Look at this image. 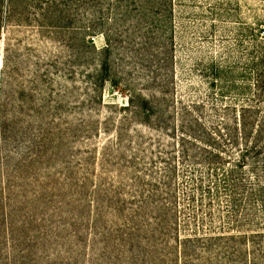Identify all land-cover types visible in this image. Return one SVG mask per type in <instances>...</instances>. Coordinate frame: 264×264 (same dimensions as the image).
Returning a JSON list of instances; mask_svg holds the SVG:
<instances>
[{
  "label": "rangeland",
  "instance_id": "rangeland-1",
  "mask_svg": "<svg viewBox=\"0 0 264 264\" xmlns=\"http://www.w3.org/2000/svg\"><path fill=\"white\" fill-rule=\"evenodd\" d=\"M103 62L153 108L124 109ZM263 62L264 0H0V264H228L264 199L223 189L192 124L253 105ZM252 166L237 178L264 189Z\"/></svg>",
  "mask_w": 264,
  "mask_h": 264
},
{
  "label": "trees",
  "instance_id": "trees-1",
  "mask_svg": "<svg viewBox=\"0 0 264 264\" xmlns=\"http://www.w3.org/2000/svg\"><path fill=\"white\" fill-rule=\"evenodd\" d=\"M131 4H135L134 1H131ZM128 13L129 12L127 11L125 14ZM92 22V26L94 28H96L95 26H103V23L99 18L93 19ZM112 29L114 32L112 35H108L105 32L100 33L103 35L106 42V46L101 52L105 55H109L112 51V44L119 41L121 42L124 38V34L127 33L124 31L125 29L120 30L119 27H113ZM127 35L129 36V33H127ZM99 67L100 70L97 71V78L100 79V82H102L103 85L106 81H108L111 89H118V87L121 86L123 91L128 94L130 93L126 98L127 105L123 107L124 109L132 107L138 111L148 112L150 107L153 108L152 101H150V99L148 100L145 96L140 95L133 89H130L127 84L121 85L117 79L106 80L108 69L105 62L101 63ZM259 71H257L259 73L256 72L257 91H255L256 100L253 105L240 106L238 111L239 113L237 115H232V118L228 117L225 121L212 122L207 126V124L205 125L199 120H196L192 124V129L200 128L203 139L210 145L209 148L205 147V149L202 150L207 159L210 161L207 165V170L215 173H217L218 170L221 171L222 173L220 174V178L223 182V189L242 190V192L246 194L249 199H252L253 197L264 199V189L260 187V179L257 177L258 175H256L258 181L255 185L250 182V180H246L241 176L240 178H237V172H244L249 164L250 167L253 165L252 167L256 173L258 172L257 168H260V166H262L261 168H264V161L261 165L255 161L258 158L264 159V109L260 110L261 105L257 106V103L260 100H264V71ZM134 104H136V107H134ZM227 109L228 108L226 107L224 108L225 112L228 111ZM181 138L183 139L185 136L183 135ZM186 139L192 140L191 137H187ZM196 142V139L192 140V143ZM229 149L232 152L237 151L238 153L236 158L231 159L228 168L224 169L222 168V164L217 162V160H220V156H224L228 153ZM186 160L188 161L189 157H186ZM191 166L193 168L192 172H194L196 168H199L196 163ZM262 171L264 170H260V172ZM235 176L237 179H235ZM201 179L203 180L204 178ZM207 182L210 183L211 179L208 178ZM255 188L259 190L255 191ZM206 191L207 194L210 193L209 188L206 189ZM239 198V195H233L231 197L230 200L233 203L231 213L234 215V218L238 221V223H244L250 220L246 214L247 210L245 208H247V205L242 202V200H244V196L240 199ZM224 240L226 243L223 246L227 247V250H230L228 253L229 256L227 257L228 264H264V232L258 231L248 234H231Z\"/></svg>",
  "mask_w": 264,
  "mask_h": 264
}]
</instances>
